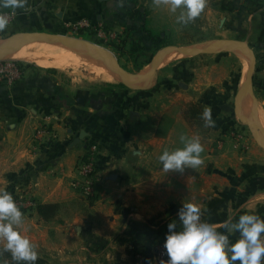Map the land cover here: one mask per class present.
Masks as SVG:
<instances>
[{
    "label": "crops",
    "instance_id": "1",
    "mask_svg": "<svg viewBox=\"0 0 264 264\" xmlns=\"http://www.w3.org/2000/svg\"><path fill=\"white\" fill-rule=\"evenodd\" d=\"M129 1L146 8L151 21L155 17L158 23L171 21L157 18L156 15L166 16L163 11L169 6H157L154 0H27L24 8L14 11L0 8V14H13L8 26L0 31V40L41 32L66 34L70 24L85 17L95 26L112 28L117 35L134 26L136 37L153 50L142 32L144 18L141 25L131 17L122 18L121 9ZM207 3L208 8L222 15L225 37L246 42L253 51V79L261 82L264 103V0H207L206 6ZM232 21L238 25H229ZM243 22L248 24L247 30ZM141 91L119 92L116 105L112 102L117 96H105L99 108L89 103L81 111L77 99L66 100L65 87L54 70L24 66L17 81L0 84V187L10 193L28 190L37 206L57 205L55 215L47 220L38 215L36 208L22 211V222L15 226L37 246V264H111L114 254L120 251L114 241L122 224L120 216L129 210L134 211L130 213L134 219H143L167 204L191 202L200 207L201 221L221 232L225 229L219 225L229 217L235 221L243 212L264 218V162L226 160L238 143L230 127L229 132L224 131L227 123L212 127L225 134L221 138L220 160L210 161L209 152L214 148L211 144L209 147L208 139L201 142L207 151L205 163L197 168L203 167L210 175L197 176V168L163 171L159 155L164 150H175L179 132L188 131V127L177 119L175 105L168 110L156 109L147 100L149 92ZM243 104L247 115L255 120L246 98ZM164 113L170 116L167 126L161 120ZM145 121L150 122L148 130L142 127ZM44 123L50 124L53 137L37 140L36 129ZM88 142L97 145L99 161L95 193L87 199L70 184L79 178L76 166ZM236 238L237 234L230 237ZM102 247L105 250L96 254ZM116 259L120 264H129L126 254H116Z\"/></svg>",
    "mask_w": 264,
    "mask_h": 264
},
{
    "label": "rangeland",
    "instance_id": "2",
    "mask_svg": "<svg viewBox=\"0 0 264 264\" xmlns=\"http://www.w3.org/2000/svg\"><path fill=\"white\" fill-rule=\"evenodd\" d=\"M127 3L128 4L121 9L123 15L122 18L130 19L131 17L137 25H141V21L144 18L147 22L146 26L153 33H161V36L166 43L163 47L201 46L203 48L206 46L218 45L224 41H231L228 40L229 38L225 37L223 28L225 27V23H220L222 15L208 8L209 3H207L208 6H206L202 12L203 14L201 13V15L194 21L187 24L177 22V16L179 15L180 10H177L176 13H172L169 8H166L163 11L166 16L156 15L157 18H169L171 20L167 21L168 23L163 24L158 23V19L150 13L151 16L155 17V21H151L148 17L149 14L147 9L142 6H138L136 2L129 1ZM153 17H151L152 20ZM229 25L237 26L238 24L237 21H232ZM243 26H245V30L249 27L248 24L244 22ZM99 29L100 34L106 36L103 40L101 37L99 38V34L94 30L82 29L75 32L71 27H69L68 31L64 35L78 37L101 50L103 54L91 53L89 50H85V52H88L91 55H98V60L100 59L98 64L104 62L105 65H110L109 58H111L120 67L130 73L147 72L151 68L152 61L158 50L163 48L161 47L158 50L149 49L148 45H144L140 38L136 37L138 36L136 30L131 31L133 37L130 38V40L137 42L136 44H131L129 42L125 45L115 44V41L117 40V33H115L112 28L106 29L102 25H99ZM20 39H23L22 42L24 41V38L22 37L15 38L13 40H16L19 44ZM10 41L11 39L0 40V48L5 47ZM143 45L145 46V49L141 53L140 47L142 48ZM4 52L5 50H0V54ZM149 56H151L150 62L146 64L141 71L138 70V66L142 65L144 63L143 61L148 59ZM6 57L7 55H4V57L0 56V61L11 60ZM17 62L20 64L19 66L23 68L24 66H29L44 70H54V73L65 87L66 100L70 101L73 98L77 99V106L81 109V111L89 103L96 107V109L99 108L100 105H102V100L105 96H117L118 98L114 99L112 102V105H116L120 99L119 92L121 91H148L149 96L147 97V100L151 105L155 104L154 107L156 109L160 108L161 111L163 108L168 110L169 107L175 105L176 115L180 116H178L177 119H181L186 123L188 131L184 130L183 132H179L181 136H178L177 148L183 147V142L181 141L182 136L187 138L198 136L200 138V142H205L208 139L209 147L211 144L214 148V150H210L208 158H210L209 160L213 162V160L217 161L222 157L221 155L223 150L221 149V138L225 136V134L222 130L220 131V128L218 127L217 129L206 127L205 122L201 119V116H199V112H203L205 108L210 107L212 111V118L215 120V126H217V124L220 126L223 123H227V125L224 126L227 129L224 131L229 132V130H232V133L235 135L234 136L232 134L235 137L233 139L238 140L237 145L233 146L232 152H229L226 155V160L231 158H242V163L253 162L252 159L264 162V146L262 144L261 134L258 128L248 124L245 119L242 123L238 117L236 98L238 96V90L241 87V81H243L242 77L244 75L245 66L243 60L238 58L231 51L200 53L195 56L183 54V56H179L174 60L161 64V67H159L148 80L140 81L143 82L141 85L137 82L134 83L130 81H126L128 83H120L115 81L108 82L95 80L91 77L89 78L85 67L79 69L70 68L68 70H59L39 67L27 62ZM101 65L102 64H100V66ZM249 66L250 62L248 69ZM152 79L155 80L152 81ZM131 83L136 85L132 87L130 86ZM260 83L261 82L254 81L252 74L250 90L256 99L251 96V102L258 101L257 103H259L260 107L264 109L263 96L261 93L262 86ZM153 88L154 90H152ZM240 108L246 109V106L242 103ZM193 110L198 112L192 119L191 111ZM246 113L248 112L246 111ZM249 118L252 120L251 117ZM169 119L170 116L166 113L162 114L161 120L164 124H166V126L170 123ZM148 120L150 121V119ZM149 121L142 123V127L145 126L143 127L144 129L148 130L147 125H149ZM228 127H230L229 130ZM147 130H145V132ZM213 142L216 144L215 146L212 145ZM205 151L207 150H204L201 153L202 160L204 159V155H206ZM233 153L234 157L232 155ZM98 161L99 158L97 157L96 162ZM238 169L241 170V167ZM200 174L210 175L211 173L209 172L206 174L204 168L202 167L201 169L197 168L196 175L199 176ZM200 185L201 184L197 183V187H200ZM204 185L205 184L202 186ZM208 185L215 186V184L210 183H208ZM78 192L80 193V190H78ZM94 193L95 190L90 197H93ZM11 194H14V192ZM84 197L87 199L89 198V196ZM181 206L182 205L167 204L160 211L144 216L143 219H134V216H131L130 214L134 211L130 210L125 212L122 217L120 216L122 224L121 227H119L120 230L117 233L116 238L114 239L116 247H118L120 251L114 254L115 258L112 260L111 264H120L116 261V254H126L128 256L129 264H149L150 261L151 264H159V261L162 260L159 257V251L162 249V246H164L165 236L168 232V223H176L178 229L181 227L177 215ZM132 237H134L135 241H137L136 244H132ZM104 250V247L97 248L96 254L102 253L101 251ZM144 257L147 259V262ZM97 258H100V256ZM167 259L168 257L166 254L163 260ZM2 260L3 256L0 253V264H3Z\"/></svg>",
    "mask_w": 264,
    "mask_h": 264
},
{
    "label": "clouds",
    "instance_id": "3",
    "mask_svg": "<svg viewBox=\"0 0 264 264\" xmlns=\"http://www.w3.org/2000/svg\"><path fill=\"white\" fill-rule=\"evenodd\" d=\"M207 0H154L159 6L167 4L172 13L179 11L177 22L187 24L201 15ZM27 0H0V8H24ZM9 24V17L0 14V31ZM201 119L206 127H214L211 108H205ZM183 147L173 151L164 150L158 157L163 171H184L202 165L203 145L198 136H182ZM176 223L167 225L168 232L164 240L167 260L159 264H264V218L251 212L239 214L235 221L229 217L217 230L210 223L201 221V209L198 205L183 203L178 210ZM23 213L15 203L13 195L6 187H0V245L2 250L11 254L15 264H36L37 246L29 238L20 234L15 226L21 224ZM237 234L235 240L230 237ZM151 264V261L149 262Z\"/></svg>",
    "mask_w": 264,
    "mask_h": 264
},
{
    "label": "bare ground",
    "instance_id": "4",
    "mask_svg": "<svg viewBox=\"0 0 264 264\" xmlns=\"http://www.w3.org/2000/svg\"><path fill=\"white\" fill-rule=\"evenodd\" d=\"M22 40L23 39H20L21 42L19 41V45L24 42V41L22 42ZM17 44L18 42H16V45L7 52L6 58H11V60L15 59V61L18 60L21 62L31 63L39 67H47V68L59 69V70H68L70 68L79 69V68L85 67L89 78L91 77L95 80H102V81H108V82L115 81V82H120V83L127 81L124 78H122L119 74H117L112 66L105 65L104 62L98 64V61L100 59L98 60V57H97L98 55L96 56V54L91 55L90 53L82 51L78 48H73V47H70V46H67V45H64L58 42H54L51 40H46V39H39V40L31 41V42H26V43H23L21 46ZM231 52L235 54L238 58L243 60L244 66H245L244 75H243L244 77L248 69V65H249L247 54L243 50H240V49H233ZM168 54L163 59L162 64L168 61L174 60L178 58L179 56H183V54L180 52H170ZM100 64L102 65L100 66ZM243 77H242V80H243ZM137 83L141 85L143 82H137ZM131 84L130 86L132 87L136 85V84H133V85ZM251 96H252L251 92L248 91L245 96L247 106L250 109L253 116H255V120L257 121V123L255 122L254 119L252 120L257 126L261 134V139L264 142V110L260 107L259 103L251 102ZM245 98H244V101H245ZM236 99H237L236 108L238 110L241 107V100H242L241 99V87L238 90V96ZM245 105L246 104H244V106ZM246 111L248 112L247 109ZM237 112H238V117L243 123L244 117L239 113V111Z\"/></svg>",
    "mask_w": 264,
    "mask_h": 264
},
{
    "label": "water",
    "instance_id": "5",
    "mask_svg": "<svg viewBox=\"0 0 264 264\" xmlns=\"http://www.w3.org/2000/svg\"><path fill=\"white\" fill-rule=\"evenodd\" d=\"M24 38V42H31L34 40H39V39H46V40H51L54 42H58L73 48H78L82 51H85L86 49L89 50L91 53H99V54H103V52L99 49H97L96 47H94L93 45H90L87 41H84L78 37H71L68 35H64V34H53V33H48V32H41V33H31V34H27L26 36L22 37ZM23 43H21L19 46H21ZM16 45V40H11L8 44H6L5 47L0 48V50H5L4 53H1L0 56H4L7 54V52L12 49L14 46ZM233 49H240L243 50L247 56H248V60L250 62V66L249 69L247 71V73L244 76V79L241 83V99H242V103L244 101V98L246 96V93L249 91L250 89V84H251V80H252V74H253V70H254V54L253 51L251 50V48L246 44V42H242V41H224L221 44L218 45H211L208 47H196V46H165L163 48H161L160 50H158L157 54L155 55L153 62H152V66L151 68L144 73H130L129 71L123 69L122 67H120L113 59H110V66L113 67V69L115 70V72L117 74H119L122 78H124L127 81L130 82H140L143 80H148L150 78V76H152L155 71L160 67V64L162 63L163 59L165 58V56L170 53V52H180L182 54L185 55H190V56H195L198 55L200 53H213V52H221V51H229V50H233ZM239 113L244 117V119L246 120V122L248 124H250L253 127H257L254 123L253 120H251L247 113H246V109H242L239 108L238 109ZM83 137V132L79 135V138ZM262 144L264 146V142L262 141Z\"/></svg>",
    "mask_w": 264,
    "mask_h": 264
},
{
    "label": "built area",
    "instance_id": "6",
    "mask_svg": "<svg viewBox=\"0 0 264 264\" xmlns=\"http://www.w3.org/2000/svg\"><path fill=\"white\" fill-rule=\"evenodd\" d=\"M9 19L13 18V14H7ZM70 27L76 32L82 29L94 30L99 34V38L103 40L106 36L100 34L99 26H95L88 18H80L75 23L70 24ZM99 31V32H98ZM17 61H0V84H13L17 81L23 74L24 68L19 66ZM53 137L52 128L49 123H44L40 125L35 132V138L37 140L48 139ZM98 157V147L96 144L89 143L85 148L82 155V159L78 162L76 170L78 172L79 178L74 179L71 182V186L84 196H90L93 194L96 185V160ZM15 203L20 208L21 211H31L36 207V201L32 194L26 190V192H19L12 194ZM166 251L164 246L159 251V257L164 259Z\"/></svg>",
    "mask_w": 264,
    "mask_h": 264
},
{
    "label": "trees",
    "instance_id": "7",
    "mask_svg": "<svg viewBox=\"0 0 264 264\" xmlns=\"http://www.w3.org/2000/svg\"><path fill=\"white\" fill-rule=\"evenodd\" d=\"M146 21H143L142 24V32L147 36V38L149 39V41L153 44V50H158L161 47H163L166 43L164 41V39L161 36V33H153L147 26H146ZM135 27L132 26L129 29H124L121 31L120 35H117V40L115 41V44H119V45H125L126 43H131V44H136L137 42L130 40L131 37H133V34L131 31H134ZM262 36L264 35V26L262 28ZM145 47L144 45L142 46V48L140 47L141 53L144 51ZM151 60V56L148 57V59L144 60L142 65H139L137 69H140L141 67H143V65H146L147 63H149ZM197 106V105H196ZM198 111H191V118L193 119L194 116L196 115ZM202 115V112H199V116ZM20 182H22L23 180H19ZM36 210L38 215L44 219H50L52 218L56 211H57V205L55 204H43V205H38L36 206ZM135 237V236H134ZM132 237V244H136L137 241H135V238ZM0 253L3 256V260L2 263L3 264H15V262L12 260L11 254L9 252H5L2 250V248H0ZM145 261L147 262V259L144 257ZM39 259L37 260L36 264L38 263Z\"/></svg>",
    "mask_w": 264,
    "mask_h": 264
}]
</instances>
